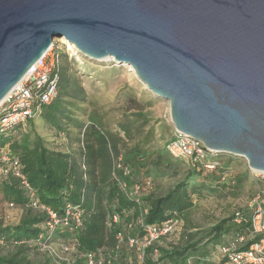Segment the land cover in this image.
<instances>
[{"label": "water", "instance_id": "1", "mask_svg": "<svg viewBox=\"0 0 264 264\" xmlns=\"http://www.w3.org/2000/svg\"><path fill=\"white\" fill-rule=\"evenodd\" d=\"M59 38L130 66L177 132L264 172V0H0V103Z\"/></svg>", "mask_w": 264, "mask_h": 264}, {"label": "trees", "instance_id": "2", "mask_svg": "<svg viewBox=\"0 0 264 264\" xmlns=\"http://www.w3.org/2000/svg\"><path fill=\"white\" fill-rule=\"evenodd\" d=\"M70 84L62 69L54 100L43 106L23 125H18L11 133L0 135V151L6 152L9 157L18 161L23 174L35 191L39 204L50 207L57 213H60L62 207L67 204L78 205L83 214V227L70 236L49 235L45 229L44 212L29 206L26 193L12 176L5 178L0 176V209L24 211L17 219L18 222L0 226V264H57L45 251L42 252V248L61 244L74 248L70 256L74 264H81L83 254L86 252L115 254L116 232L120 231L134 238L141 236L135 220L140 216L142 208H146L145 214L142 215L145 225L161 224L173 218L180 221L183 213L193 206L192 195L197 193L196 180L199 177H206L205 186L208 189H212L211 183L227 187L235 184V178L226 166L222 165L219 170L210 173L200 164L193 166L189 163V171L180 182L165 194L154 196L156 181L145 174L146 162L148 159V162H151L152 154L146 150V145L152 131L150 129L144 131L143 116L137 112L134 121L120 126V131L124 135L122 144L125 146L123 150L118 149V143L113 137L112 139L108 137L90 115L87 124L78 121L80 114L76 115L73 109L79 108L84 102L85 93L77 84H73L74 87ZM35 116L49 124L58 135H65L70 144L69 128L78 129L76 134L78 157H75L74 152L48 149L43 139L36 133H32V136L23 134L21 138H16L17 131L21 132L28 123L31 124ZM111 155H121L124 165L130 168L128 185L140 186L138 195L141 200L140 207L126 199L117 189L111 178ZM153 163L165 165L167 160L160 152L156 154ZM223 175L226 177L222 181ZM147 184L151 189H146ZM9 203L13 205L11 209L8 207ZM237 211L242 213L244 219L248 218L247 208L235 210L231 217L219 221L211 228V243L217 245L222 236L228 234L234 226L235 232L219 244L228 242L237 233L244 237L242 250L256 240L257 237L248 230L247 224L239 227L233 224V214ZM113 214L120 217L117 224L110 223V216ZM128 224H132L130 229H127ZM179 238L180 235L171 233L153 242L145 250L143 264H188V261L191 264H201L204 260L209 264H228L218 257L210 258V253L207 256H198L197 244L167 242ZM8 247L15 249L8 252L6 251ZM30 255H34V263L29 260ZM131 255V251L125 247L118 249V260L124 264H128V257ZM132 259V264H139L135 257Z\"/></svg>", "mask_w": 264, "mask_h": 264}, {"label": "rangeland", "instance_id": "3", "mask_svg": "<svg viewBox=\"0 0 264 264\" xmlns=\"http://www.w3.org/2000/svg\"><path fill=\"white\" fill-rule=\"evenodd\" d=\"M60 40L53 41V53L58 56L60 64L59 73L63 69L67 79L71 82V87L77 84L85 93L84 102L79 105V108L73 109L74 113H77L76 115L80 114L78 121L87 124L90 115L101 130L118 143V149L123 150L124 135L120 131V126L134 121L137 118L136 113L139 112L145 121L144 131L148 129L152 131V136L146 145V150L152 154L151 162H148L149 159L147 160L145 174L156 181L153 195L161 196L171 190L176 183L184 178L190 166L186 160L174 159L165 151L166 142L172 134L167 102L149 93L135 77L130 66H119L111 60L92 61L86 59L76 50H69L68 45L70 44L66 45ZM68 107L71 109L70 105ZM69 129L71 144L65 135H58L49 124L39 116H35L31 124L28 123L25 128L21 129V132L17 131L15 137L19 139L23 134L32 136V133H36L43 139L48 149L74 152L75 157H78L76 141L78 129L74 127ZM160 152L167 160L165 165L153 163L156 154ZM216 159L221 166H226L230 170L231 175L235 178V184L227 187L211 183L212 189H208L205 186L206 177H199L196 180L197 193L192 195L193 206L183 213L180 225L172 233V235H180V238L167 241L182 245L197 244L198 256L211 254L216 245L210 242L211 228L219 221L231 217L235 210L247 208L255 191V181L252 179L244 159L228 155H217ZM23 212L20 209H0V226L13 225L18 222L17 219ZM138 216L139 214L136 217ZM234 232L235 226L228 234L225 233L217 244L223 242ZM14 249V247H8L6 251L12 252ZM29 257V260L34 263V255ZM201 264H209V262L204 260Z\"/></svg>", "mask_w": 264, "mask_h": 264}, {"label": "built area", "instance_id": "4", "mask_svg": "<svg viewBox=\"0 0 264 264\" xmlns=\"http://www.w3.org/2000/svg\"><path fill=\"white\" fill-rule=\"evenodd\" d=\"M53 44L40 60L27 72L19 84L0 103V135L11 133L18 125H23L31 119L43 106L49 105L56 96L59 80V59L53 53ZM165 151L174 159H184L191 165H201L207 172H215L221 168L220 162L216 159L218 154L205 148L200 142L187 135L177 132L172 127V134L165 145ZM111 178L117 189L123 196L131 200L136 206H141L139 199L140 186L128 185V178L131 175L130 168L124 165L121 155H111ZM252 179L255 181V191L247 204L248 218L244 219L241 212L233 214V224L241 226L247 224L248 230L254 237H257L246 249L244 237L237 233L226 243L214 246L210 257H218L228 264H264V174L249 169ZM0 176H12L19 187L26 193L29 199V206L44 212L46 216L45 229L49 235L70 236L83 227V214L76 204H67L57 213L52 208L39 204L32 186L22 172L17 160L12 159L6 152L0 151ZM223 175L221 180L225 179ZM146 189H151L149 184ZM8 207L11 209L12 204ZM146 208L140 210V216L135 220L139 226L141 236L134 238L120 231L116 232L115 254H102L86 252L83 254L81 264H124L117 257L118 249L125 247L131 251L128 257V264L135 261L143 264L145 250L155 241L165 238L180 225L177 218H173L161 224L145 225L142 215ZM120 217L117 214L110 216V223L117 224ZM132 224L127 225L130 229ZM74 248L66 245L45 246V251L57 264H74L70 260L71 251ZM160 264V263H158ZM188 264H191L188 261Z\"/></svg>", "mask_w": 264, "mask_h": 264}, {"label": "bare ground", "instance_id": "5", "mask_svg": "<svg viewBox=\"0 0 264 264\" xmlns=\"http://www.w3.org/2000/svg\"><path fill=\"white\" fill-rule=\"evenodd\" d=\"M59 39H61V40H60L61 43H64V44H66V45H67V44H70V43L66 42V41H65L64 39H62V38H59ZM64 41H65L66 43H65ZM68 49H69V50H72V51L75 50V48H74L73 45H71V44L68 45ZM110 60L112 61V58H111V57H107V58H105L103 61H110ZM131 71L133 72V70H131ZM133 74H134V72H133ZM260 173H263V174H264V172H260Z\"/></svg>", "mask_w": 264, "mask_h": 264}]
</instances>
